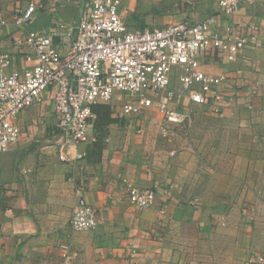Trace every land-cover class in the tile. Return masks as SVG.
<instances>
[{
    "label": "crops",
    "instance_id": "crops-1",
    "mask_svg": "<svg viewBox=\"0 0 264 264\" xmlns=\"http://www.w3.org/2000/svg\"><path fill=\"white\" fill-rule=\"evenodd\" d=\"M12 1L0 0V19L11 20L30 0H18L17 6ZM35 1L39 9L27 25L35 31L51 32L58 19L76 23L84 6ZM122 1L131 27L187 21ZM208 2L195 1L202 7L197 21L218 12L217 2L215 10L205 12ZM262 17L264 0H256L241 4L223 22ZM23 34L12 25L0 27V53L16 52L15 40ZM53 34L67 49L62 33ZM31 65L17 53L7 70ZM218 67L259 79L256 94L240 98L222 115L197 106L189 137L180 135L173 143L161 136L162 113L155 107L127 115L122 102L115 110L106 104L107 116L94 111L90 133L96 140L77 147L84 156L62 161L51 91L21 111L20 141L0 153V264H61L63 242L79 251L75 264H249L264 253V48L246 49L237 61ZM248 100L254 111L246 107ZM124 179L154 188L155 204L131 203ZM77 187L96 209L94 229L70 226ZM162 207L166 217L160 216ZM130 244L138 250L133 258Z\"/></svg>",
    "mask_w": 264,
    "mask_h": 264
},
{
    "label": "built area",
    "instance_id": "built-area-1",
    "mask_svg": "<svg viewBox=\"0 0 264 264\" xmlns=\"http://www.w3.org/2000/svg\"><path fill=\"white\" fill-rule=\"evenodd\" d=\"M59 1L84 5L76 23L58 19L51 32L27 29L39 9L35 0L17 10L11 20L0 19V27L12 25L24 32L15 40L16 52L0 53V153L20 141V112L43 102L49 90L59 131L58 157L67 161L84 156L77 151L79 144L96 140L90 133L95 104H109L115 110L122 102L127 115L155 107L162 113L161 136L173 141L180 135L189 137L197 106H209L222 115L240 98L251 99L260 86L259 79L250 81L239 69L218 67L237 61L246 49L264 48V17L223 22L241 4L256 0H216L218 12L203 20L170 21L152 28L131 27L122 0ZM55 32L62 33L67 49L55 43ZM17 53L33 65L8 71ZM246 107L255 110L249 100ZM124 182L131 203L139 208L155 204L154 188ZM76 194L70 226L78 231L94 229L98 225L95 207L81 188H76ZM160 216H167L165 207ZM59 248L61 264L76 263L78 250L68 242ZM129 248L130 257H135L136 245ZM249 264H264V253L252 257Z\"/></svg>",
    "mask_w": 264,
    "mask_h": 264
},
{
    "label": "rangeland",
    "instance_id": "rangeland-1",
    "mask_svg": "<svg viewBox=\"0 0 264 264\" xmlns=\"http://www.w3.org/2000/svg\"><path fill=\"white\" fill-rule=\"evenodd\" d=\"M17 1L18 0L12 1V5L17 6ZM195 1L196 0H133L132 3H138L148 8L149 11L162 12L159 16L171 14L174 16V20L181 19L187 21H197L200 19L197 15L201 11L202 7L199 3H195ZM206 5H208V8L204 9V11L210 13L215 10L216 0H209L207 4H204L205 7ZM176 139L173 141H169L167 139L165 140L169 143H173Z\"/></svg>",
    "mask_w": 264,
    "mask_h": 264
},
{
    "label": "trees",
    "instance_id": "trees-1",
    "mask_svg": "<svg viewBox=\"0 0 264 264\" xmlns=\"http://www.w3.org/2000/svg\"><path fill=\"white\" fill-rule=\"evenodd\" d=\"M92 108L98 115L104 114L105 116H107V114L110 113V108L106 104L98 103L93 105Z\"/></svg>",
    "mask_w": 264,
    "mask_h": 264
}]
</instances>
